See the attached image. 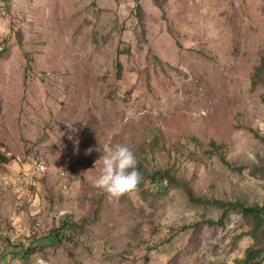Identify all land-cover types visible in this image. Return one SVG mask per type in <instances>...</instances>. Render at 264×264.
Returning <instances> with one entry per match:
<instances>
[{
  "label": "rangeland",
  "instance_id": "rangeland-1",
  "mask_svg": "<svg viewBox=\"0 0 264 264\" xmlns=\"http://www.w3.org/2000/svg\"><path fill=\"white\" fill-rule=\"evenodd\" d=\"M105 143L142 174L118 198ZM253 206L264 0H0V264H241Z\"/></svg>",
  "mask_w": 264,
  "mask_h": 264
},
{
  "label": "clouds",
  "instance_id": "clouds-1",
  "mask_svg": "<svg viewBox=\"0 0 264 264\" xmlns=\"http://www.w3.org/2000/svg\"><path fill=\"white\" fill-rule=\"evenodd\" d=\"M102 153L96 162L102 166L98 170L94 186L115 198L135 190L142 180V174L138 170V162L132 149L122 143H105Z\"/></svg>",
  "mask_w": 264,
  "mask_h": 264
},
{
  "label": "trees",
  "instance_id": "trees-1",
  "mask_svg": "<svg viewBox=\"0 0 264 264\" xmlns=\"http://www.w3.org/2000/svg\"><path fill=\"white\" fill-rule=\"evenodd\" d=\"M244 214H249L255 219H260V215L264 214V206H253L242 208ZM264 249H248L241 264H260L259 259L262 257Z\"/></svg>",
  "mask_w": 264,
  "mask_h": 264
},
{
  "label": "built area",
  "instance_id": "built-area-1",
  "mask_svg": "<svg viewBox=\"0 0 264 264\" xmlns=\"http://www.w3.org/2000/svg\"><path fill=\"white\" fill-rule=\"evenodd\" d=\"M49 171V166L43 162L42 159H38L35 163V170L33 172V177L34 176H44L47 174V172ZM24 181L27 180V177H24Z\"/></svg>",
  "mask_w": 264,
  "mask_h": 264
}]
</instances>
